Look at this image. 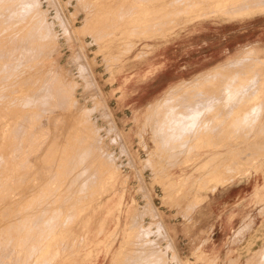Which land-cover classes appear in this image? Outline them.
Segmentation results:
<instances>
[{"label":"rangeland","instance_id":"374dc122","mask_svg":"<svg viewBox=\"0 0 264 264\" xmlns=\"http://www.w3.org/2000/svg\"><path fill=\"white\" fill-rule=\"evenodd\" d=\"M244 7L261 12L264 0H0V264H219L200 250L186 256L175 249L159 214L157 188L172 201L181 191L170 192L177 184L157 173L151 160L154 143V154L163 148L170 157L182 155L192 141L199 144L236 113L239 130L255 127L252 110L260 108L262 113L264 97V60L257 57L264 58V51L256 54L246 48L264 49V12L238 16L236 11ZM214 13L221 15L185 21ZM25 24V30H18ZM188 26L194 28L186 31ZM176 32L190 35L186 44L195 55L210 54L205 60L208 71L199 75L194 63L186 64L182 76L191 80L190 86L160 93L167 97L155 113L132 101V95L146 85L153 91L161 54L154 50ZM235 35L241 44L232 45ZM150 60L154 65L147 64ZM213 63L218 65L210 71ZM157 114L154 121L147 119ZM263 163L264 153H240L233 162L236 170L210 173V189ZM102 164L106 173H115L114 184L101 173ZM208 168L206 163L200 170ZM200 200L195 197L189 211ZM138 253L149 258L141 259ZM245 264H264V249H256Z\"/></svg>","mask_w":264,"mask_h":264},{"label":"crops","instance_id":"0c3cea01","mask_svg":"<svg viewBox=\"0 0 264 264\" xmlns=\"http://www.w3.org/2000/svg\"><path fill=\"white\" fill-rule=\"evenodd\" d=\"M230 3H238V6L241 1ZM245 10L247 11L243 12ZM236 12L240 14L238 16H253L263 13L264 10L253 12L249 7L246 9L244 7L243 10ZM220 15L214 13L194 19L185 18V21L213 19ZM188 27L190 29H185L186 31L194 28V26ZM174 31L173 29L172 32ZM170 32L171 30L167 33ZM189 40V34L176 32L168 38L166 44H160L159 48L154 50V52L160 51L161 54L157 55L159 59L155 63L157 68L155 72L157 70L158 72L154 79L153 91L149 90V85L142 86L132 95V101H139L142 106H150L152 111L159 113L157 106L167 97L159 96L160 93L171 88L190 86L191 80L182 76L188 71L185 69L186 64L190 66L194 63V72L200 73L199 75L208 71L205 60L206 55L210 54L203 51L205 56L202 58V54L198 51L199 55H195L196 51L191 50L186 44ZM231 43L241 44L238 42V35L231 36ZM250 49L256 54L264 51L260 46L246 48L247 51ZM191 54L195 55L193 62L190 59ZM257 58L264 60L261 57ZM151 60L147 64L154 65L155 60L153 63ZM217 65L216 63L208 65L209 70ZM252 111L255 125L252 129L239 130V122L235 121L238 119L236 113L220 128L216 125V129L202 137L199 144L196 145L192 141L190 151L182 155L170 157L163 148H159L154 154L157 147L153 142L151 164L158 169L157 173L177 184L175 188L169 189L171 193L176 190L181 191L180 196L173 199L174 202L169 199V194L165 190L157 188L159 214L175 249L182 255L190 256L192 252L200 250L209 258H215L214 260L219 264H245L254 256L256 249H264V163L261 166L257 164L255 166L257 169L254 168L256 171L245 167L246 171L243 169L236 176L232 175L226 184L219 185L213 190L210 189L212 184L208 182L213 171L223 173L224 169L236 170L238 165H233V162L238 160L240 153H264V97L262 113L260 108H253ZM159 116L160 114H157L147 119L154 121ZM119 117L121 119L122 114H119ZM222 117L219 119L222 120ZM253 137L258 139L253 140ZM151 139L153 141L152 131ZM187 162L190 164L186 165ZM206 163H209L208 171H201V166ZM181 164H184L181 169L174 170ZM224 175H228V170ZM195 197L202 200L192 211H189ZM231 253L236 256L228 258Z\"/></svg>","mask_w":264,"mask_h":264},{"label":"bare ground","instance_id":"6f19581e","mask_svg":"<svg viewBox=\"0 0 264 264\" xmlns=\"http://www.w3.org/2000/svg\"><path fill=\"white\" fill-rule=\"evenodd\" d=\"M16 1H17V0H16ZM24 1H25V0H24ZM26 1H27V0H26ZM174 1H175V0H174ZM1 2H2V1H1ZM6 2H7V1H6ZM20 2H21V1H20ZM22 2H23V1H22ZM35 2H36V1H35ZM27 3H28V2H27ZM177 3H178V2H177ZM6 4H7V3H6ZM16 4H17V3H16ZM18 4H19V3H18ZM18 4H17V5H18ZM31 4H32V2H31ZM21 5H22V4H21ZM21 5H20V6H21ZM1 6H2V5H1ZM32 7H33V6H31V10H32ZM36 7H37V6H36ZM16 8H17V6H16ZM23 8H24V7H23ZM25 8L27 9V7H25ZM25 8H24V11H25ZM38 8H39V7H38ZM36 9H37V8H36ZM36 9H35V11H36ZM12 10H14V9L12 8ZM15 10H16V9H15ZM22 10H23V9H22ZM27 10H28V9H27ZM24 11H23V12H24ZM9 12H11V11H9ZM12 12H14V11H12ZM20 12H21V11H20ZM0 14H1V13H0ZM6 14H7V13H6ZM16 14L19 15L20 13L18 14V13H17V10H16ZM7 15H9V14H7ZM7 15H6V17H7ZM21 15H22V14H21ZM21 15H20V16H21ZM36 15H37V14H36ZM2 17H3V15H2ZM17 18H18V16H17ZM23 18H24V17H23ZM29 18H30V17H29ZM5 19H6V18H5ZM5 19H4V22H5ZM19 19H20V18H19ZM21 19H22V17H21ZM41 19H42V18H41ZM16 20H17V19H16ZM26 20H27V18L24 20V22H26ZM28 20H29V19H28ZM33 20H34V19H33ZM8 21H9V20H8ZM18 21H19V20H18ZM18 21H17V22H18ZM31 21H32V20H31ZM27 22H28V25H29L30 20L27 21ZM8 23H9V22H8ZM45 23H46V22H45ZM20 24H21V23H20ZM33 24H35V23L31 22L30 26H32ZM43 24H44V23H43ZM43 24H42V25H43ZM5 25H7V24H5ZM9 25H10V24H9ZM26 25H27V24H25V26L23 25L22 28H20V29H18V30H21V29H22V30H25L24 28L26 27ZM39 25H40V24H39ZM34 26H35V25H34ZM37 27H38V26H37ZM7 28H8V27H7ZM27 28H28V27H27ZM27 28H26V30H27ZM32 28H34V27L32 26ZM32 28H31V29H32ZM40 28H41V25H40ZM15 29H16V28H15ZM29 29H30V28H29ZM34 29H35V28H34ZM8 30H9V29H8ZM38 30H39V29H38ZM50 30H51V29H50ZM15 31H17V29H16ZM18 32H19V31H18ZM28 32H29V31H28ZM31 32H33V30H32ZM34 32H35V31H34ZM37 33H38V31H37ZM47 33H48V31H47ZM34 35H35V34H34ZM34 35H33V39H34ZM51 35H52V34H51ZM15 36H16V34H15ZM39 36H40V34H39ZM48 36H49V34L47 35V37H48ZM10 37H11V36H10ZM41 37H42V36H41ZM47 37H46V38H47ZM50 37H51V36H50ZM0 38H1V37H0ZM18 38H19V37H18ZM27 38H28V37H27ZM53 38H54V37H53ZM12 39H13V38H12ZM37 40H38V37H37ZM45 40H46V39H45ZM11 41H12V40H11ZM27 41H28V40H27ZM27 41H25V42H27ZM29 41H30V40H29ZM32 41H33V40H32ZM32 41H31V42H32ZM39 41L42 42V40H38V43H39ZM52 41H53V40H52ZM11 43H12V42H11ZM2 44H3V43H2ZM12 44H13V43H12ZM22 44H23V43H22ZM22 44H21V45H22ZM28 44H29V42H28ZM45 44H46V43H45ZM33 45H34V44H33ZM28 46H29V45H28ZM45 46H46V45H45ZM24 47H25V46H24ZM22 48H23V47H22ZM27 48H28V47H27ZM23 50H24V48H23ZM39 50H40V49H39ZM43 50H44V49H43ZM15 51H16V50H15ZM32 51H33V50H32ZM9 52H10V51H9ZM37 53H38V52H37ZM40 53H41V52H40ZM10 54H11V52H10ZM12 54H13V52H12ZM7 55H8V54H7ZM14 55H15V54H14ZM40 55H41V54H40ZM8 56H9V55H8ZM26 57H27V56H26ZM3 58H5V57H3ZM6 58H7V56H6ZM16 58H17V56H16ZM16 58H15V59H16ZM24 58H25V57H24ZM35 58H36V56H35ZM30 59H31V58H30ZM3 60H4V59H3ZM20 60H21V59H20ZM40 60H41V59H40ZM22 61H23V60H22ZM11 62H12V61H11ZM25 62H26V61H25ZM27 62H28V60H27ZM225 62H226V61H225ZM7 63H8V62H7ZM12 63H13V62H12ZM17 63H18V62H17ZM20 63H21V62H20ZM28 63H29V62H28ZM4 64H5V63H4ZM4 64H3V62H2V66H3ZM9 64H10V63H9ZM11 65H12V64H11ZM18 65H19V64H18ZM13 66H14V65H12V67H13ZM16 67H17V66H16ZM0 68H1V67H0ZM7 68H8V67L6 66L5 71H6ZM9 68H10V67H9ZM14 68H15V67H14ZM15 69H16V68H15ZM22 69H23V68H22ZM215 69H217V68H215ZM211 70H212V69H211ZM211 70H210V71H211ZM5 71H3V72H5ZM6 72H7V71H6ZM1 73H2V72H1ZM7 73H9V72H7ZM12 73H13V72H12ZM5 74H6V73H5ZM204 74H205V73H204ZM12 75H13V74H12ZM205 75H206V74H205ZM2 78H3V77H2ZM15 79H16V78H15ZM194 79H196V78H194ZM197 79H199V77H198ZM13 80H14V79H13ZM43 82H44V81H43ZM192 82H193V81H192ZM188 83H189V82H188ZM15 84H16V83H15ZM43 84L45 85V82H44ZM43 84H42V85H43ZM20 85L22 86V84H20ZM47 85H48V84H47ZM11 86H12V85H11ZM21 86H20V87H21ZM9 87H10V86H9ZM17 87H19V86H17ZM39 87H40V83H39ZM40 88H41V87H40ZM33 90H35V89H33ZM62 90H63V89H62ZM238 90H239V89H238ZM40 91H41V93H42L43 90L40 89L39 92H40ZM227 91H228V89H227ZM233 91H234V90H233ZM0 92H1V89H0ZM8 92H9V91H8ZM16 92H17V90H16ZM44 92H45V91H44ZM47 92H48V91H47ZM27 93H28V92H27ZM34 93H35V92H34ZM5 94H6V93H5ZM29 94H31V93H28V95H29ZM42 94H43V93H42ZM0 95H1V94H0ZM38 95H39V94H38ZM49 95H50V94H49ZM191 95H192V94H191ZM191 95H190V96H191ZM41 96H42V95H41ZM45 96H46V95H45ZM66 96H68V95H66ZM0 97H1V96H0ZM3 97H4V96H3ZM63 97H65V96H62V98H63ZM68 97H69V96H68ZM16 98H17V97H16ZM31 98H32V97H31ZM35 98H36V97H35ZM35 98H34V100H35ZM45 98H46V97H45ZM0 99H1V98H0ZM23 99H24V98H23ZM28 99H29V98H28ZM60 99H61V98H60ZM65 99H67V98L65 97ZM47 100H48V98H47ZM69 100H70V98H69ZM26 101H27V100H26ZM67 101H68V100H66L65 102L67 103ZM72 101H74V100H72ZM17 102H18V101H16V103H17ZM28 102H30V101L28 100ZM36 102H37V101H36ZM63 102H64V101H62V103H63ZM165 102H166V101H165ZM11 103H12V102H11ZM31 103H32V102H31ZM46 103H47V101H46ZM62 103L60 102V104H62ZM163 103H164V102H163ZM187 103H188V100H187ZM6 104H7V103H6ZM23 104H24V102H23ZM28 104H29V103H27V105H28ZM63 104H64V103H63ZM71 104H73V103H71ZM20 105H21V104H20ZM253 105H254V104H253ZM31 106H32V104H31ZM33 106H34V105H33ZM255 106H256V105H255ZM10 107H11V106H10ZM25 107H26V106H25ZM41 107H42V106L40 105V108H41ZM194 107H195V106H194ZM7 108H8V107H7ZM14 108H15V107H14ZM17 108H18V107H17ZM42 108H43V107H42ZM34 109H35V107H34ZM186 109H187V108H186ZM250 109H251V107L249 108V110H250ZM47 110H48V109H47ZM194 110H195V109H194ZM176 111H177V109H176ZM0 112H1V110H0ZM184 112H185V110H184ZM189 112H190V111H189ZM247 112H248V111H247ZM31 113H32V112H31ZM35 113H36V112H34V114H35ZM42 113H43V112H42ZM45 113H46V112H45ZM45 113H44V114H45ZM175 113H176V112H175ZM193 113H194V112H193ZM200 113H201V111H200ZM203 113H204V112H203ZM23 114H24V113H23ZM27 114H28V113H27ZM40 114H41V113H40ZM46 114H47V113H46ZM187 114H188V113H187ZM205 114H206V113H205ZM247 114H248V113H247ZM35 115H36V114H35ZM37 115H39V114L37 113ZM37 115H36V117H37ZM169 115H170V114H169ZM24 116H25V115H24ZM30 117H31V114H30ZM32 117H33V116H32ZM258 117H259V116H258ZM17 118H18V117H17ZM17 118H16V119H17ZM42 118H43V117H42ZM168 118H169V117H168ZM16 119H15V120H16ZM19 119H20V118H19ZM30 119H31V118H30ZM39 119H40V117H39ZM178 119H179V118H178ZM32 120H33V119H32ZM180 120H181V119H180ZM187 120H188V119H187ZM189 120H192V119H189ZM235 120H236V119H235ZM18 121H19V120H17V122H18ZM193 121H195V120H193ZM196 121H197V120H196ZM255 121H256V120H255ZM21 122H22V119H21ZM181 122H182V121H181ZM186 122H187V121H186ZM27 123H28V122H27ZM36 123H37V122H36ZM171 123H172V122H171ZM182 123H183V122H182ZM194 123H195V122H194ZM208 123H209V121H208ZM246 123H247V122H246ZM172 124H173V123H172ZM178 124H179V123H178ZM21 125H22V124H21ZM174 125H175V124H174ZM181 125H182V124H181ZM189 125H190V123H189ZM50 126H51V125H50ZM177 126H178V125H177ZM182 126H183V125H182ZM190 126H191V125H190ZM20 127H21V126H20ZM180 127H181V126H180ZM185 127H187V126H185ZM14 128L16 129V127H14ZM22 128H23V127H22ZM86 128H87V127H86ZM88 128H89V126H88ZM173 130H174V129H173ZM21 131H24V132H25V130H21ZM92 131H93V130H92ZM15 132H16V130H15ZM27 132H28V131H27ZM36 133H37V132H36ZM40 133H41V132H40ZM180 133H181V132H180ZM183 133H184V132H183ZM186 133H187V132H186ZM190 133H191V132H190ZM21 134H22V132H21ZM31 135H32V136H31V138H32V137L34 136V133L31 134ZM35 135H36V134H35ZM170 135H172V134H170ZM173 135H174V134H173ZM182 135H183V134H182ZM18 136H19V135H18ZM37 136H38V135H37ZM39 136H40V135H39ZM86 136L88 137V135H86ZM176 136H177V135H176ZM178 136H179V135H178ZM180 136H181V134H180ZM180 136H179V137H180ZM19 137H21V135H20ZM34 138H35V137H34ZM175 138H176V137H175ZM95 139H96V138H95ZM170 139H171V137H170ZM173 139H174V138H173ZM168 140H169V139H168ZM171 141H172V140H171ZM171 141H170V142H171ZM10 142H11V141H10ZM89 142H90V141H89ZM172 142H173V141H172ZM18 143H19V142H17V144H18ZM90 143H91V145H92L93 142H90ZM183 143H184V142H183ZM24 145H25V144H24ZM93 145H94V144H93ZM182 145H183V144H182ZM6 147H7V146H6ZM19 147H20V146H19ZM8 148H9V147H8ZM181 148H182V147H181ZM187 148H188V147H187ZM14 149H15V148H14ZM25 149H26V148H25ZM72 149H73V148H72ZM94 149H95V147H94ZM4 150H5V149H4ZM17 150H18V148H17ZM68 150H69V149H68ZM83 150H85V149L83 148ZM86 150H87V149H86ZM23 151H24V150H23ZM38 151H39V150H38ZM81 151H82V150H81ZM96 151H97V149H96ZM86 152H87V151H86ZM89 152H90V155L93 154V153L91 154V151H89ZM21 153H22V152H21ZM60 153H61V152H60ZM82 153H83V152H82ZM29 154H30V153H29ZM97 154H98V153H97ZM5 155H6V154H5ZM60 155H62V154H60ZM84 155H85V153H84ZM84 155H83V156H84ZM90 155H89V158L91 159V156H90ZM176 155H177V154H176ZM87 156H88V155H87ZM92 156H93V155H92ZM171 156H172V155H171ZM3 157H4V156H3ZM5 157H6V156H5ZM36 157H37V155H36ZM16 158H17V157H16ZM96 158H97V157H96ZM1 159H2V158H1ZM10 159H11V158H10ZM83 159H84V158H83ZM86 160H87V159H86ZM88 160H89V159H88ZM90 161H92V160H90ZM95 161H96V160H95ZM100 161H101V160H100ZM100 161H99V162H100ZM102 161H103V160H102ZM102 161H101L99 164H101ZM77 162H79V161H77ZM81 162H82V161L80 160V163H81ZM97 162H98V161H97ZM105 162H108V160H106ZM111 162H112V161H111ZM111 162H110V163H111ZM82 163H84V162H82ZM94 163H95V162H94ZM96 165H97V163H96ZM104 165L106 166V164H104ZM21 166H22V165H21ZM101 166H102L101 169H103V170H101V173L104 171L103 173H105L106 175L108 174L107 176H109V178H110V180H111V183L114 184V181L117 179V177L114 176L115 173L110 172V169L107 170V173H106V171H105V169H104V167H103V164H102ZM74 167H75V166H74ZM87 167H88V165H87ZM106 167H108V166H106ZM20 168H21V167H20ZM67 168H69V167H67ZM115 168H116V167H115ZM70 169H71V168H70ZM88 169H89V167H88ZM107 169H108V168H107ZM64 170H65V168H64ZM72 170H73V169H72ZM80 170H82V169H79V175H80ZM97 170H98V169H97ZM69 171H70V170H69ZM95 171H96V170H95ZM113 171H114V170H113ZM60 172H61V171H60ZM66 172H67V171H66ZM81 173H82V175H81L79 178H82V181H83L84 177H86V175H85L84 177H82V176L85 174V171H82ZM83 173H84V174H83ZM96 173H97V172H96ZM99 173H100V171H99ZM99 173H98V175H99ZM70 174H71V172H70ZM75 174L77 175V173H75ZM88 174H89V173H88ZM88 174H87V175H88ZM105 174H104V175H105ZM52 176H53V175H52ZM70 176H71V175H70ZM93 176H94V175H93ZM95 176H96V174H95ZM44 177H45V176H44ZM75 178H76V177H75ZM88 178H89V177H88ZM88 178H87V179H88ZM46 179H47V178H46ZM77 179H78V178H77ZM90 179H91V178H90ZM93 179H95V178H93ZM43 181H44V180H43ZM82 181H81V182H82ZM100 181H101V180H100ZM56 182H57V181H56ZM70 183H71V182H70ZM83 183H85V182H83ZM95 183H96V182H95ZM51 184H52V183H51ZM80 184H82V183H80ZM107 184H108V182H107ZM109 184H110V182H109ZM42 185H43V184H42ZM44 185H45V184H44ZM76 185H77V184H76ZM91 185H92V184H91ZM93 185H94V184H93ZM86 186H87V185H86ZM49 187H50V186H49ZM65 187H66V186H65ZM77 187H79V186H77ZM84 187H85V184H84V186H83L82 188L80 187L81 190H83ZM40 189H41V188H40ZM56 189H57V188H56ZM70 189H71V188H70ZM72 189H73V188H72ZM74 189H75V188H74ZM78 189H79V188H78ZM85 189H86V188H84V191H85ZM0 190H1V189H0ZM87 190H88V189H87ZM54 191H55V190H54ZM66 191L68 192V190H66ZM71 191H72V190H71ZM69 192H70V191H69ZM77 193H78V192H77ZM84 193H85V192H84ZM82 194H83V193H82ZM39 196H40V194H39ZM39 196H38V197H39ZM71 197H72V196H71ZM71 197H70V198H71ZM46 198H47V197H46ZM48 198H49V197H48ZM59 198H60V197H59ZM67 198H68V197H67ZM67 198H66V199H67ZM76 198H77V197H76ZM82 198H83V197H82ZM11 199H12V198H11ZM33 199H34V198H33ZM44 199H45V198H44ZM83 199H84V198H83ZM63 201H64V199H63ZM31 202H32V201H31ZM51 202H52V200H51ZM61 202H62V201H61ZM78 202H80V201H78ZM34 204H35V203H34ZM46 204H47V203H46ZM73 204H74V203H73ZM83 204H84V203H83ZM62 205H63V204H62ZM77 206H78V205H77ZM77 206H76V207H77ZM70 207H71V206H70ZM78 207H79V206H78ZM90 207H91V206H90ZM80 208H81V207H80ZM92 208H93V207H92ZM29 209H30V208H29ZM35 209H36V208H35ZM75 209H76V208H75ZM81 209H82V208H81ZM25 210H26V209H25ZM44 211H45V210H44ZM44 211H43V212H44ZM73 211H74V210H73ZM60 212H61V211H60ZM76 213H77V212H76ZM24 214H25V213H24ZM71 214H72V213H71ZM154 214H155V213H153V215H154ZM25 215H26V214H25ZM28 215H29V214H28ZM45 215H46V214H45ZM51 216H52V215H51ZM72 216H73V215H72ZM72 216H71V217H72ZM155 216L157 217V215H155ZM155 216H152V215H151V217H153V218H154ZM69 217H70V216H69ZM133 217H134V216H133ZM133 217H132V218H133ZM135 217H136V216H135ZM12 218H13V217H12ZM153 218H152V219H153ZM46 219H47V218H46ZM134 219H135V218H134ZM156 219L159 221V218H158V217H157ZM68 220H69V219H68ZM154 220H155V219H154ZM134 221H135V220H134ZM34 222H36V221H34ZM67 222H68V221H67ZM159 222H160V221H159ZM43 223H44V222H43ZM59 223H60V222H59ZM16 224H17V223H16ZM31 224H32V223H31ZM49 224H51V223H49ZM138 224H139V223H138ZM138 224L136 225L137 227H138ZM47 225H48V224H47ZM57 225H58V223H57ZM62 226H63V225H62ZM131 226H132V225H131ZM47 227H48V226H47ZM49 228H50V226H49ZM135 228H136V227H135ZM144 228H145V227H144ZM27 229H28V228H27ZM132 229H134V228H132ZM140 229H141V228H140ZM148 229H149V228H148ZM34 231H35V229H34ZM144 231H145V230H143V232H142L143 234H142V235H145V234H144V233H145ZM147 231H148V230H146V232H147ZM1 232H2V231H1ZM37 232H38V231H37ZM13 233H14V232H13ZM24 233H25V232H24ZM135 233H136V232H135ZM138 233H139V232H138ZM37 234H38V233H37ZM133 234H134V233H133ZM147 234H148V232H147ZM7 235H8V233H7ZM97 235H98V234H97ZM48 236H49V234H48ZM146 237H147V236H146ZM45 238H46L47 241L50 240V237H49V238L45 237ZM139 238H140V236H139ZM10 239H11V238H10ZM56 239H57V238H56ZM52 240H53V236H52ZM52 240H51V241H52ZM129 240H130V239H129ZM137 240H138V238L136 239V241H137ZM139 240H140V239H139ZM139 240H138V241H139ZM143 240H145V239H143ZM143 240H142V243H143ZM3 241H4V239H3ZM47 241H46V242H47ZM51 241H50V242H51ZM31 242H32V241H31ZM55 242H56V241H55ZM133 242H134V241H133ZM146 242H147V240H146ZM8 243H9V242H8ZM38 243H39V242H38ZM154 243H155V240H154ZM3 244H4V243H3ZM52 244H53V243H52ZM146 244H147V243H146ZM27 245H28V244H27ZM30 245H31V244H30ZM46 245L48 246V248L50 247L49 244H46ZM53 245H54V244H53ZM134 245H135V244H134ZM148 245H149V241H148ZM151 245H152V244H151ZM151 245H149V248L151 247ZM7 246H8V245H7ZM16 246H17V245H16ZM16 246H15V248H16ZM32 246H33V245H32ZM51 246H52V245H51ZM43 247H44V246H43ZM152 247H153V246H152ZM152 247H151V248H152ZM9 248H10V247H9ZM46 248H47V247H46ZM135 248H136V247H135ZM145 248L147 249V247H145ZM145 248H142L141 251H143V249H145ZM151 248H150V251H151ZM39 249H40V248H39ZM41 249H42V248H41ZM33 250H34V249H33ZM147 250H148V251H147ZM147 250H146V251L149 252V249H147ZM43 251H44V253H45V249H44ZM49 251H50V248H49ZM49 251L47 250L48 253H50ZM119 251H120V250H119ZM119 251H118L117 255H119ZM138 251H139V250H138ZM51 252H52V251H51ZM147 252H143V253H147ZM15 253H16V252H15ZM42 253H43V252H42ZM136 253H137V252H136ZM151 253H152V252H150V254H151ZM154 253L156 254V252H154ZM154 253H153V254H154ZM53 254H54V253H53ZM53 254H52V255H53ZM133 254H134V253H133ZM138 254H139V253H138ZM147 254H148V253H147ZM18 255H19V253H18ZM40 255H41V253H40ZM136 255H137V254H136ZM139 255H140L139 257H140L141 259H143L144 257H145V259L149 258V256H147V255H146L147 257H146V256H143V257H142L143 254H142V255L139 254ZM6 256H7V254H6ZM10 256H11V255H10ZM24 256H25V254H24ZM44 256H45V254H44ZM48 256H49V255H48ZM150 256H152V255H150ZM38 257H39V256H38ZM38 257H37V258H38ZM41 257H43V256L41 255L40 258H41ZM50 257H51V255H50ZM155 257H156V256H155ZM45 258H46V257H45ZM151 258H152V257H151ZM52 259H53V258H52ZM154 259H156V258H154ZM42 260H43V259H42ZM42 260H41V261H42ZM50 260H51V259H50ZM134 260H135V259H134ZM150 260H151V259H150ZM36 261L38 262V261H40V260H36ZM135 261H136V260H135ZM148 261H149V259H148ZM3 262H4V261H3ZM7 262H8V261H7ZM13 262H14V261H13ZM133 262H134V261H133ZM150 262H152V261H150ZM4 263H5V262H4ZM135 263H136V262H135ZM135 263H134V264H135ZM137 263H138V262H137ZM139 263H140V262H139ZM43 264H44V263H43ZM130 264H131V263H130Z\"/></svg>","mask_w":264,"mask_h":264}]
</instances>
